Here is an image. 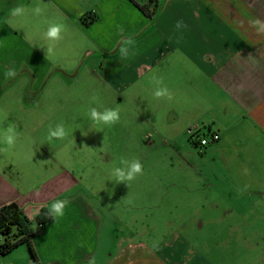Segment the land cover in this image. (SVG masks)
<instances>
[{
	"label": "rangeland",
	"instance_id": "obj_1",
	"mask_svg": "<svg viewBox=\"0 0 264 264\" xmlns=\"http://www.w3.org/2000/svg\"><path fill=\"white\" fill-rule=\"evenodd\" d=\"M159 3L157 15L163 1ZM72 31L74 39L66 46L50 47L52 67L40 85L45 88L23 99L34 110L19 109L20 86L1 101L17 109L0 111V149L6 147L2 134L9 126L18 138L13 148L0 151V168L14 166L9 177L20 189L47 179L41 169L45 162L51 165L49 172L66 171L78 180L66 195H86L101 219L95 264H112L122 250L132 263L138 262L139 252L163 255L171 246L193 264H254L257 257L264 259V138L252 143L255 154L241 150L250 121L242 113L237 117L215 109L223 105V97L200 91L201 79L175 73L176 67L165 65L157 75L125 70L108 76L107 61L118 57L125 40L136 42L144 33L116 36L109 49L78 28H68L67 36ZM35 42L42 44L39 36ZM153 76L163 79L172 100L154 97ZM91 108L118 109L120 120L98 125L90 117ZM57 124H63L67 135L49 140V129ZM204 125L220 140L194 148L191 134L210 136ZM121 158L138 159L142 174L130 182L117 181L112 171L122 167ZM5 258L0 264H10Z\"/></svg>",
	"mask_w": 264,
	"mask_h": 264
},
{
	"label": "crops",
	"instance_id": "obj_2",
	"mask_svg": "<svg viewBox=\"0 0 264 264\" xmlns=\"http://www.w3.org/2000/svg\"><path fill=\"white\" fill-rule=\"evenodd\" d=\"M135 1L145 4L148 0ZM160 1V12L149 19L128 0H0V103L20 86L22 91L16 93V100L23 105L19 109H35L26 108L23 99L26 94L45 88L40 85L52 67L48 49L52 45L66 46L74 39L73 31L67 36L68 28H78L109 49L113 48L116 36L122 39L140 32L144 35L128 47L126 56L120 53L107 61L108 76L115 78V74L125 70L138 71L140 75L153 71L157 75L166 65L171 70L176 67L175 73L201 79L197 82L200 91L208 89L206 94L218 92L223 97V105L217 104L215 109L224 114L234 112L237 117L242 113V118L250 121V128L240 140L241 150L255 154L258 150L252 143L264 138V0H158V5ZM4 5L8 6L6 14ZM17 6L25 9L23 16L12 15ZM36 7L41 8L40 15L34 14ZM87 14L98 18L89 26L81 20ZM256 20L261 23L253 25ZM54 22L65 26L62 39L55 42L44 35ZM38 36L42 44L35 42ZM40 46L41 51L37 49ZM176 63L179 65L175 66ZM8 69L16 71L15 77L6 76ZM7 82L11 85L7 86ZM185 84L182 82L181 86ZM188 88L193 87H183ZM13 109L17 107L0 104L2 112ZM222 124L227 128L226 123ZM201 128L210 132L206 125ZM229 130L224 131L227 139ZM35 157L42 159L40 154ZM50 167L48 162L41 165L48 177L29 189H20L13 183L9 177L14 170L12 164L1 167L0 208L15 203L33 220L52 202L68 200L63 217L54 218L44 227L35 225L32 244L39 263L95 264L101 232L99 212L83 193L66 195L78 186V180L66 171L51 173ZM21 250L17 256L15 253ZM169 251L163 255L157 251L158 255L139 252L138 262L132 263L131 256H125L122 250L112 264H193L189 257L173 252L172 246ZM6 258L10 264H34L20 247ZM252 262L264 264V259L257 257Z\"/></svg>",
	"mask_w": 264,
	"mask_h": 264
},
{
	"label": "clouds",
	"instance_id": "obj_3",
	"mask_svg": "<svg viewBox=\"0 0 264 264\" xmlns=\"http://www.w3.org/2000/svg\"><path fill=\"white\" fill-rule=\"evenodd\" d=\"M41 8L36 7L33 9L34 14L40 15L41 14ZM25 13V9L21 6H17L12 10V15L14 16H23ZM253 25L260 24L261 22L259 20L253 21ZM180 24H177V27H179ZM65 26L61 23H51L47 31L45 32V38L49 41H59L62 39V32L64 31ZM122 31V29H121ZM133 44V41L131 39L124 41V46L120 48V53L123 55L128 54V47ZM49 52L52 51L51 48L48 49ZM16 71L14 69H8L6 72L7 77H15ZM152 82L155 84L156 88L153 93L154 97L157 99L166 98L167 100L173 99V94L169 91V89L166 86L163 85V79L157 78L155 76L152 77ZM90 117L91 119L98 125H114L115 123L119 122L120 120V114L118 109H105L103 112H100L97 110V108H91L90 109ZM67 133L65 131V128L63 124H57L55 129H49V140H52L53 138L56 139H64L66 137ZM18 138V134L16 133L13 126H9L2 134V143L6 146L3 149H0V151H8L9 149L13 148L16 144ZM120 164L122 167H115L112 171V175L116 178L119 182H130L133 181L137 175L142 174V164L140 161L133 160L129 161L127 159L121 158ZM68 200H56L52 202L49 208V214L54 218H60L63 217L65 213V209L68 205Z\"/></svg>",
	"mask_w": 264,
	"mask_h": 264
},
{
	"label": "trees",
	"instance_id": "obj_4",
	"mask_svg": "<svg viewBox=\"0 0 264 264\" xmlns=\"http://www.w3.org/2000/svg\"><path fill=\"white\" fill-rule=\"evenodd\" d=\"M128 1L149 19L157 16L158 0H148L145 4H138L135 0ZM97 19V15L87 14L81 20L84 25L89 26ZM207 134L215 135L210 132H207ZM198 136L196 133L190 135L189 142L194 148L203 147L196 140ZM53 219L54 217L49 214V209L47 208H42L38 215L33 220H30L17 204L11 203L2 206L0 208V258L6 257L19 247L25 246L32 262L40 264L32 244V238L37 231L35 225L44 227L50 224Z\"/></svg>",
	"mask_w": 264,
	"mask_h": 264
},
{
	"label": "built area",
	"instance_id": "obj_5",
	"mask_svg": "<svg viewBox=\"0 0 264 264\" xmlns=\"http://www.w3.org/2000/svg\"><path fill=\"white\" fill-rule=\"evenodd\" d=\"M217 139H218V136L215 134V135H210L208 139L204 135H201V136L199 135L196 140L199 141L201 146H206L207 144H209L210 141H215Z\"/></svg>",
	"mask_w": 264,
	"mask_h": 264
}]
</instances>
